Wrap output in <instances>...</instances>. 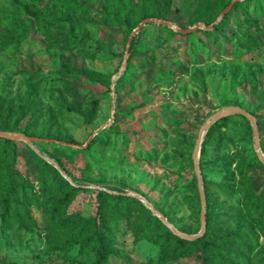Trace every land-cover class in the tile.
I'll return each instance as SVG.
<instances>
[{"label":"rangeland","instance_id":"rangeland-1","mask_svg":"<svg viewBox=\"0 0 264 264\" xmlns=\"http://www.w3.org/2000/svg\"><path fill=\"white\" fill-rule=\"evenodd\" d=\"M255 2L251 0L247 11L259 19V25L237 20L243 18V13L237 11L223 25L215 43L203 32L208 30L204 27L192 36L181 37L162 30L155 21L147 24L135 37L139 50L130 67L127 64L123 70L128 40L142 21L137 24L136 19L128 18L125 27L107 19L105 12L115 4L114 0H0V101L10 106L0 112V125L5 126L2 130L44 135L40 139L50 137L35 142L36 147L55 161L60 157L71 179L83 188L71 203L70 212L84 217L95 215V189L135 192L160 212L162 209L170 214L179 230L198 233L201 214L199 221L195 206L181 190L195 169L183 168L178 152L193 144L201 126L214 112L231 105L258 116L264 151V13L256 10ZM199 3L200 0H171L168 15L174 23L194 27L201 23L195 21ZM165 4L166 0L162 5ZM59 17L64 23L54 20ZM64 33L82 36L83 46L69 49ZM101 41L112 53L100 45ZM83 50L90 55H82ZM63 55L71 65L88 71L91 78L66 76L61 67ZM32 74L38 77L29 79ZM30 94L33 102L23 115L19 104ZM84 100L92 101V112L87 108L82 112L66 111L68 103ZM251 132L252 142L243 139L236 147L255 148L252 125ZM94 133L97 134L90 143H95L88 150L78 147ZM56 135L66 138L68 145L61 144ZM17 142V167L35 179L33 167L27 162L28 145ZM57 146L69 150L66 153ZM216 154L211 147L206 158ZM201 159L202 154L200 163ZM206 172L215 180L223 175L215 168H206ZM256 176L259 187L264 182L263 170L259 168ZM225 203L232 205L230 200ZM30 237L27 235L21 244L7 245L0 221V264L96 262L92 249L46 254L44 238L36 235L31 243ZM112 248L116 254L107 264H146L157 253L151 243L126 231L125 225ZM260 259L264 263V251ZM169 264L201 263L186 258Z\"/></svg>","mask_w":264,"mask_h":264},{"label":"trees","instance_id":"trees-1","mask_svg":"<svg viewBox=\"0 0 264 264\" xmlns=\"http://www.w3.org/2000/svg\"><path fill=\"white\" fill-rule=\"evenodd\" d=\"M114 1L115 4L111 9L106 10L105 14L107 19L116 24H123L126 27L133 18L138 24L148 17L172 21L167 9L171 5V0H166L165 5H162L165 0H139L138 3L135 0ZM231 1L200 0L195 21L204 22L210 26ZM250 3L251 0L237 2L232 10L214 25L213 29L202 31L214 43L218 42L217 38L223 25L233 15L236 16L237 11L243 13V18L237 20L258 26L259 19L251 17L247 11ZM255 3L256 10L264 13V0H256ZM54 20L62 23L65 21L61 17ZM137 24L129 31L137 27ZM179 25L185 29L188 28ZM159 27L172 35L181 37H189L201 31L183 34L164 24ZM64 35L69 49L83 46L82 36L75 33H64ZM100 45L106 46L108 53H112L106 42L101 41ZM138 50V41L134 38L127 68L130 67ZM81 52L84 56L90 55L89 51ZM61 67L68 77L91 78L88 71L71 65L64 55ZM24 72L30 74L29 71ZM36 77H38L37 74H32L28 78L32 80ZM253 83L257 85L256 79ZM32 102L33 98L30 94L25 102L19 104L23 115L28 112V105ZM91 102V100H84L68 103L66 111L82 112L83 108H87L89 112H92L89 109ZM5 103L3 100L0 101V112L4 108L9 110L10 106H6ZM251 113L256 115L254 112ZM84 114L86 115V112ZM243 121L246 124H243ZM3 124L0 125V130L5 127ZM259 126L261 132L260 121ZM27 135L39 138L44 136L34 132ZM48 138L50 137L46 139ZM56 138L68 142L60 135H56ZM196 138L192 140L193 144L190 147L184 146L178 152L179 164L183 168H194L192 153ZM243 139L246 142H252L251 125L242 115H234L218 121L207 133L202 146L200 163L207 200V231L203 237L191 241L177 236L140 199L121 190L115 194L104 189H95L94 191L98 194V206L93 216L84 217L70 212L71 203L83 188L78 184H72L57 167L30 146L26 147L29 152L27 162L33 167L36 178L25 176L17 167L18 142L0 137V221L6 244H21L29 234L32 243L38 235L45 240L46 254H68L75 248L79 252L92 249L96 256L95 264H107L116 254L112 244L117 241L122 225H125L126 231L139 239L148 241L157 249L156 255L146 264H169L186 258H195L201 264H261L260 255L262 257L264 251V244H261V237H264V182L259 187L256 185L258 180L256 172L259 168L264 172V164L258 158L253 146L249 149L236 147ZM94 143L92 141L86 149L88 150ZM57 147L66 153L69 150L64 146ZM211 147L217 151V154L211 159L206 158ZM231 149L234 150L233 153L230 152ZM73 153L77 154L76 151ZM55 159L54 161L70 176L61 158L55 157ZM206 168L218 169L223 175L219 180L212 179L207 174ZM185 184L187 187L185 185L181 190L188 202L195 206L200 221L201 198L195 172ZM221 198L224 200L223 203L219 202ZM226 200H230L232 205H227ZM161 212L171 223H175L170 214L162 209ZM41 257H44V254H41Z\"/></svg>","mask_w":264,"mask_h":264},{"label":"water","instance_id":"water-1","mask_svg":"<svg viewBox=\"0 0 264 264\" xmlns=\"http://www.w3.org/2000/svg\"><path fill=\"white\" fill-rule=\"evenodd\" d=\"M239 1H242V0L231 1V3L221 12V14L217 18V20L213 24H211L210 26H207L204 22H201L199 25L185 29L177 23H174V22L168 21V20H164V19H153V18L144 19L141 22V24L136 29H134V31L132 32V34L128 40L123 70L126 68V66L128 64V59L130 56V48H131V45H132L134 38L136 37L137 34H139L142 31V29L147 24L155 21L160 25L164 24V25H167L171 28H175L178 32L183 33V34H189V33L195 32V31H197L203 27L207 28V29H213L214 25L217 24L218 22H220L226 16V14L232 10L233 6ZM115 80H116V77L113 78L114 83H115ZM116 96H117L116 92L114 91V104H113V112L114 113L116 112V110H115ZM234 115H242V116L246 117L251 122L257 156L261 160V162L264 164V151H263V148L261 145V133H260V126H259V119L256 115L249 112L246 108L236 106V105H231V106H226V107L214 112L205 121V123L201 126V128L199 130L198 137L196 140L195 149L193 152L194 169H195L197 179H198V186H199V190H200V198H201V205H202V209H201V230L198 233L189 234V233H186V232L179 230L173 223H171L169 221V219L162 212H160L143 195L135 193V192L126 193L128 195H131V196H134V197H137L138 199H140L150 210L153 211V214L155 216H157L171 231H173L176 235L180 236L183 239L194 241V240H197V239L203 237L207 231V216H206L207 200H206L205 186H204V181H203V176H202L201 166H200V157H201V153H202V146H203V143L205 141L207 133L218 121H220L226 117H230V116H234ZM105 127H106V125H104L102 128L104 129ZM95 134H97V133H94L93 136L91 137V139L86 144L79 145L78 147L86 148L89 145L92 138H94ZM0 137L5 138V139H9V140L25 142L28 146L32 147L35 151H37L43 158H45L47 161H49L51 164H53L55 167H57L59 169V171L61 172V174L67 180H69L72 184H76L71 179V177L52 158H50L49 156L42 153L36 147L35 142L46 140V139H40L38 137L29 136L27 134L8 132V131H4V130H0ZM60 143L64 144V145H68V143L63 142V141H61ZM103 189L107 190L111 193H115V194L119 193L117 191H111V190H108L106 188H103Z\"/></svg>","mask_w":264,"mask_h":264}]
</instances>
